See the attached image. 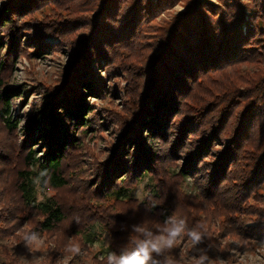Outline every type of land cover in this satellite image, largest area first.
<instances>
[{
    "label": "trees",
    "instance_id": "obj_1",
    "mask_svg": "<svg viewBox=\"0 0 264 264\" xmlns=\"http://www.w3.org/2000/svg\"><path fill=\"white\" fill-rule=\"evenodd\" d=\"M176 1L12 0L3 8L0 15V52L5 48L7 50L0 55V116L12 129H16L17 122L12 120L7 110L12 94L4 88V76L8 70L5 60L20 53V36L27 30L32 37L39 35L35 47H29L34 48L33 52L28 51L34 57H40L44 51L54 48L44 42L46 38H58L61 42V38L50 33L62 27L47 23H20V19L32 14L37 3L63 4L71 12L77 11L82 4L81 9L87 10L90 27L87 34L81 36L78 45L75 39L71 41L72 58L64 72V76L68 75L67 80L56 91H48L43 105L29 115V124L25 129L28 148L22 161L36 164L39 159L34 156L33 145L29 144L35 142L37 145V141L47 144L48 151L39 164L40 169L34 172L14 168L8 172V176L13 175L9 182L11 184L14 178L11 186L19 201L39 215L33 230L56 239L53 241L54 252L61 249L65 253L80 252L85 243L90 245L94 242L97 225L113 236V232L121 231L119 225L129 230L131 220L137 228L143 229V233L151 232L152 237L166 232L165 228L180 225L182 221L180 233L185 237L196 233L209 244L216 245L214 221L218 222V229L230 226L234 218L241 215V207L251 199L248 195L241 198L231 194L232 200L224 202L227 199L225 196L230 194L227 190L243 191L264 175V70L259 75L258 68L259 64L264 66V0H251L252 5L247 7L250 12L248 19L244 16L246 10L235 0L231 3L224 1L227 13L222 12L220 6L210 5L204 0H183L184 11L175 14L164 27L159 28L152 43H149L153 53L144 65L143 81L139 84V107L131 111L129 120L123 119L118 140L110 146L107 159L99 162L94 171L96 181L91 185L90 192L84 195L85 201L77 202V208L72 199L61 202L55 195L37 201L36 185L55 192L68 187L69 169L77 164L75 158L81 154L79 135L87 134L89 128L97 131L103 127L98 119L97 122L92 119V109L85 100L86 94L91 98L98 96L99 92L104 93V86L96 79L94 68L104 61L109 63L116 51L121 53L124 42L134 37L133 30L140 18ZM208 10L210 14L220 12L222 17L215 18V15L209 19ZM226 14L228 18H225ZM116 24L118 26L114 27ZM241 63L256 65L253 79L233 77L231 72L227 76L228 81L225 77L221 80L224 92L221 99L217 93L209 96L215 98L217 107L209 111L200 105L201 102L195 104L200 105L204 113L214 116L222 112L231 124L237 121V131L228 134L232 131L225 132L223 124L215 126L214 117L203 120L205 126L197 121L196 116L171 123L172 116L180 112L182 104H187L184 97L190 91L195 93L205 77L221 69H232L236 73ZM247 82L254 84L242 89L236 86ZM23 95L24 92L21 97ZM108 120L111 118L108 117ZM253 132L256 142L252 140ZM195 138L200 139L201 144L196 142L191 145ZM224 138L228 139L227 144L220 153L216 151V162L210 163L213 166L207 168V162L203 161L207 150L211 143L218 145ZM179 161L182 163L178 168L176 163ZM237 164L242 166L233 171ZM201 169L207 172H204L205 176L210 174V170L216 177L222 176L221 181H229V187H223L219 196L213 195L210 192L213 178H210L203 186L205 199H196L190 206L181 192L180 182L193 177ZM142 182H145L149 198L139 203L128 193ZM257 199L260 206L255 207V218L260 223L256 228L241 230L244 236H264V198ZM117 206H127V210H118ZM70 210L77 211L74 214L82 219L73 218L75 223L78 222L72 228H79L76 233L63 229L67 219L73 217ZM197 214H202L201 218ZM6 216L0 214V236L12 238L13 225L9 229L3 226L8 220ZM89 217L92 222L82 223L89 227L88 231L80 224ZM118 218L126 219V223ZM125 230L120 236H113L110 254H129L137 250L138 241ZM176 257L177 251L170 258L148 255L146 264H178ZM107 259L100 262L91 259V263L108 264ZM206 259L193 264H203Z\"/></svg>",
    "mask_w": 264,
    "mask_h": 264
},
{
    "label": "rangeland",
    "instance_id": "obj_2",
    "mask_svg": "<svg viewBox=\"0 0 264 264\" xmlns=\"http://www.w3.org/2000/svg\"><path fill=\"white\" fill-rule=\"evenodd\" d=\"M11 1L0 0V15L2 14L3 8ZM204 1L210 5L220 6L221 11L227 13L224 9L225 0ZM229 1L231 3L233 0ZM235 1L241 3L246 10L244 16L248 19L250 12L247 11V7L252 5L251 0H247V2L246 0ZM36 5L32 14L18 21L20 23L34 22L60 26L62 27L61 30L58 29L56 32H51L50 34L61 38V42L58 38H46L44 42L51 44L54 48L44 51V54L40 57H34L32 55L33 53L29 54L28 51L33 52L34 48L29 47H35L38 43L39 35L32 37L30 35L31 32L27 30V32L20 36V53L10 55L5 60L8 65V70L4 76V88L12 94L8 100L10 103L7 110L10 112L12 120L16 121L17 124L16 129H12L9 127L10 124L5 123L0 116V214L7 215L6 218L8 219L7 223H3L6 225H2L8 229L13 225L12 230L14 231L12 238L6 237L5 235L0 236V264H92L91 259H96L97 262H100V260L107 259L111 255L112 238L113 236L118 237L124 233L125 228L122 225H119L121 231L113 232V236L107 229L97 225L94 242L90 245L85 243V248L80 250V252L65 253L61 251L63 249L54 252L55 245L53 241L56 239L42 234L40 231L33 230L36 227V221L39 215L35 210L30 209L29 206L19 201L17 194L14 193V188L11 186L14 178H12L11 184L9 182L10 177H13V175L8 176V172L14 168L33 170L34 172L39 171V164L43 162L48 151L47 144L39 143V141H37V145L35 142L34 144H29L33 145L31 149L34 151V156L39 159L36 164L30 165L29 161H22L23 153L28 148V135L25 134V129L29 124V115L43 105V100L46 98L45 95L48 91H56L58 87L65 83L68 75L65 74L64 76V72L72 58L70 54L72 49L71 41L75 39L78 45L81 36H85L90 27L88 25L89 20L86 18L87 10L81 9L83 7L82 4L81 7L78 6L75 12L66 10L67 8L63 4L39 5L37 3ZM183 6V0H178L171 5L164 4L160 8L147 14V17L140 18L135 26V30H133L134 37L124 42L125 46L121 50V53L120 51H116L112 54L109 63L104 61L102 65L94 68L96 69V79L104 86L102 88L104 93L99 92L98 96L95 95V97L91 98H88V94H86L85 100L92 109V119H95L96 122L98 119V123L101 122L103 127H100L101 129L97 131L94 128H89L87 134L79 135L80 141H82L81 154L75 158L77 164L69 169L70 182L68 187L55 192L52 190L49 191L48 189L45 190L40 185H36L37 201H42L45 197L55 195L59 197L61 202H65L69 198L72 199L75 208L78 206L77 202L80 200L85 201L84 195L90 192L91 185L96 181V178H93L94 171L98 167L99 162L107 159V154L110 153V146L118 140V131L123 119L129 120L131 111L139 107L138 101L140 98L139 95H141L139 84L140 81H143L144 65L148 63V58L153 53L149 43H152L151 41L154 39V35L157 34L159 28L164 27L175 14L184 11ZM207 13L209 19H213L215 15V18L222 17L220 12L210 14L208 10ZM225 18H228L227 14ZM117 26V24L114 25V27ZM6 50L7 48L0 52V55ZM258 68L260 75L264 70V66L259 64ZM253 69H256V65H245L241 63L237 66L236 73L232 69H221L208 75L202 80V83L198 86L195 93L193 91L187 93L184 97L187 104H182L180 112L172 116L174 118H171V123L183 120L187 116H196L197 121L205 126L203 120L208 121L214 117L212 120L215 121V126H218V123L223 124L224 131H232L228 134H233L239 128L237 121L231 124L225 119L222 112L216 116L214 114L204 113L201 106L204 105L209 111L214 109L216 100L209 96L217 93L221 99L224 93L223 86L221 85L223 77L228 81L227 76L232 72L233 77L242 78L243 76H247L249 79L252 78V74L255 72ZM253 84L254 82L238 83L236 86H240L239 89H242L246 85L251 87ZM23 92L24 95L21 97ZM197 102H201V106L198 104L195 106ZM1 107L2 105L0 109ZM221 109L223 108L221 107ZM108 117L111 118V120H108L109 122L106 121ZM252 136V140L256 142L254 132ZM203 138L204 136L200 138L201 142ZM200 139H193L191 145H195L196 142L201 144ZM227 142L228 139L224 138L218 145L211 143L207 154H205L206 159L203 160L207 162V168L208 166H213L210 163L216 162V157H214L216 151L220 153ZM181 163V161L177 162L176 166L179 168ZM239 166H242V164H237L233 168V171L237 170ZM213 170H215V167ZM204 172L205 170L203 169L200 171L197 170L193 177H188L180 182L181 192L190 202V206L193 205L196 199H205L203 197V186L207 185V181L210 178H213V183L210 187L211 194L214 193L219 196L223 187H229L227 186L229 181H221L222 176L216 177L214 172L211 174V170L210 174L205 176ZM205 173L207 174V172ZM263 176L253 182L252 185L249 184L247 188H243V191L238 190L233 192L231 188L227 190V193L230 194L225 196L227 199L223 200L224 202L232 200L231 194H235L241 198L248 195L251 199L247 200L246 205L241 207V215L234 218L230 226H225L224 229H218V222L214 221L215 227L213 228V233L215 242L217 243L216 245L209 244V241H206L202 235H199L200 239L196 240L191 233L186 237L183 233H179L173 238L168 235V232H164L161 235L150 238L158 241L157 247L159 250L155 251L149 248L147 254L170 258L174 251H177L176 260L178 264H193L198 262L201 257H207L203 264H264V236H256L257 234H253L252 237L247 236L249 234L244 236L241 232L243 229L256 228L260 223L255 218V207L260 206L258 205L259 201L257 197L264 198ZM238 183L240 182L238 181ZM128 194L139 201V203L149 198L145 188V182L136 184L135 188ZM93 203L92 201L90 205L92 206ZM116 208L118 210L121 208L127 210V206H117ZM70 212L73 213V217L67 219L63 229L76 233L79 228H74L73 230L72 228L78 222L75 223L76 220L73 218H81L74 214L77 211L70 210ZM197 216L201 218L200 216L202 214H197ZM118 220L123 221L124 224L126 223V219L118 218ZM92 221L90 217L81 221V228H86L89 231V227L83 226L82 223ZM195 225H199V223ZM130 226L131 228L125 231L127 233L131 232L135 236V241H138L139 244V242L145 239L143 231H137V229L142 228H137V225H134L132 220L130 221Z\"/></svg>",
    "mask_w": 264,
    "mask_h": 264
},
{
    "label": "clouds",
    "instance_id": "obj_3",
    "mask_svg": "<svg viewBox=\"0 0 264 264\" xmlns=\"http://www.w3.org/2000/svg\"><path fill=\"white\" fill-rule=\"evenodd\" d=\"M247 2V0H246ZM183 222H180V225H173L171 228H165V231L168 232L170 237H176L182 230ZM137 231H143V229H137ZM145 239L142 240L136 251H133L129 254L116 255L111 254L108 257V264H146L148 259V249L151 248L155 251H158L156 240L150 239L152 237L151 232H145ZM194 239L199 240L200 237L196 233H191ZM171 243V241H169ZM205 257H201L200 261L202 262Z\"/></svg>",
    "mask_w": 264,
    "mask_h": 264
}]
</instances>
